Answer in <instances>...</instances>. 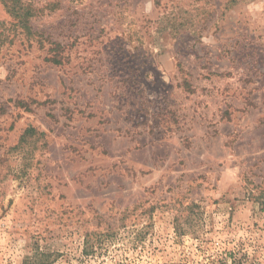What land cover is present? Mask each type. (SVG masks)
<instances>
[{
	"label": "rangeland",
	"instance_id": "1",
	"mask_svg": "<svg viewBox=\"0 0 264 264\" xmlns=\"http://www.w3.org/2000/svg\"><path fill=\"white\" fill-rule=\"evenodd\" d=\"M0 0V264H264V0Z\"/></svg>",
	"mask_w": 264,
	"mask_h": 264
},
{
	"label": "trees",
	"instance_id": "2",
	"mask_svg": "<svg viewBox=\"0 0 264 264\" xmlns=\"http://www.w3.org/2000/svg\"><path fill=\"white\" fill-rule=\"evenodd\" d=\"M6 11L16 18L23 28L28 27V19L33 15V11L24 5L20 0H1Z\"/></svg>",
	"mask_w": 264,
	"mask_h": 264
}]
</instances>
